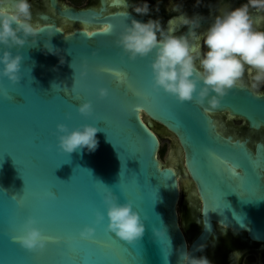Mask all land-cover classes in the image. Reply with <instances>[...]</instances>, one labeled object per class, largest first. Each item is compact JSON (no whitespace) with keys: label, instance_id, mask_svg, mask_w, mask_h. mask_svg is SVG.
Wrapping results in <instances>:
<instances>
[{"label":"water","instance_id":"obj_1","mask_svg":"<svg viewBox=\"0 0 264 264\" xmlns=\"http://www.w3.org/2000/svg\"><path fill=\"white\" fill-rule=\"evenodd\" d=\"M50 2L60 19L87 26L90 34L81 27L67 31L50 13H40L32 16L42 29L35 43L29 37L23 47L10 50L24 59L19 83L0 81L8 93H0V264H180L182 251L206 257L213 221L222 232L246 233L264 245V146L253 150L248 139L225 136L213 117L228 114L260 130L264 95L256 98L237 88L217 109L207 102L203 107L180 103L153 90L154 52L132 61L116 44L132 19L147 22L145 16L63 11L56 0ZM208 24L203 20L198 31ZM104 26L111 32L102 31ZM49 32L55 35L49 38ZM49 40L64 56L63 65L58 56L45 54ZM5 50L0 46V55ZM102 88L109 92L106 98L99 96ZM87 102L93 105L90 116L78 111ZM59 124L100 129L97 150L64 154ZM159 135L177 144L176 159L167 166L158 158ZM188 174L205 201L204 231L191 242L178 215V179ZM106 191L121 204L132 203L144 221L145 234L136 244L107 231ZM97 212L105 215L100 225L94 223ZM29 218L46 237L60 236L61 244L49 241L43 252L24 249L14 238ZM85 227L96 229L91 240L80 237ZM154 230H166L171 244L154 237Z\"/></svg>","mask_w":264,"mask_h":264},{"label":"clouds","instance_id":"obj_2","mask_svg":"<svg viewBox=\"0 0 264 264\" xmlns=\"http://www.w3.org/2000/svg\"><path fill=\"white\" fill-rule=\"evenodd\" d=\"M9 0H0V46L5 50L0 55V81L7 78L12 84L21 81V64L24 59L21 55H13L10 51L14 47H23L29 37L35 43L42 29L33 23L30 0H13L12 6L5 5ZM124 6L121 15L128 17V0H120ZM157 0L154 8L147 0L131 5L132 11L139 16H149L152 11L160 12V3ZM201 0H196L193 7L198 8ZM250 9L264 11V0H247V3L227 13L216 16L205 32H199L204 17H189L184 11L183 2L172 3L168 11L177 13L168 21L164 28L161 19L149 18L147 22L131 20L116 41L125 55L135 61L146 58L153 52L155 58L151 63L152 86L156 92L174 97L178 102H193L204 106L207 102L209 109L221 106L224 97L233 89H248L254 97L260 98L261 85H264V31L257 30ZM187 27V32L176 35V31ZM111 32V27L107 29ZM49 38L55 32H49ZM46 55L59 57L61 65L65 63L60 50L54 48L49 40L45 44ZM250 78L245 83L244 77ZM86 73H81L84 78ZM0 93L8 96L6 89L0 83ZM107 89H100L99 96L106 98ZM207 110V109H206ZM79 113L90 116L93 113L91 102L79 106ZM100 129L84 125L70 130L66 125H57L58 147L64 154L87 150L95 152L99 145L97 133ZM104 205L107 209V231L114 234L119 240L130 245L136 244L145 234V223L140 214L134 210L132 203L119 202V198L112 191H106ZM105 220V215L95 214L96 225ZM37 221L29 218L23 226V234L14 239L30 252H43L49 242V237L36 226ZM96 234L94 227H85L80 232L84 240H91ZM154 237L167 239L166 230H154ZM201 246L198 251H203ZM179 251V250H178ZM242 253L234 251L232 258L240 260ZM167 261V257L165 258ZM180 264H210L206 257L196 258L190 252L182 251L179 254Z\"/></svg>","mask_w":264,"mask_h":264},{"label":"flooded vegetation","instance_id":"obj_3","mask_svg":"<svg viewBox=\"0 0 264 264\" xmlns=\"http://www.w3.org/2000/svg\"><path fill=\"white\" fill-rule=\"evenodd\" d=\"M139 2L140 0H128V12L134 13L132 11L131 5L137 4ZM147 2L152 8H154V6L157 4V0H147ZM162 2L160 3L159 13H167L170 15V18L163 23V27L167 28L168 21L176 16L177 13L171 12L170 10L168 11L169 8L164 7ZM182 2L184 11L186 13H193L192 15L187 14L189 15V17H192L194 15L203 16V20H207L209 22V27L216 16L240 7L241 5L247 3V0H201L200 5L202 6V9H195L193 12L190 11V9L193 8L194 4L187 0H183ZM30 4L32 13H36L35 15L32 14L33 17H38V14L40 13H50L53 18L57 19L58 24L65 30L66 28L70 30L73 27L89 29L87 26L71 22L67 19H60L57 16L58 11L52 7L50 0H30ZM56 7L60 8L63 11L68 9H75L77 11H93L96 13H100L101 10L104 11L103 13H122L125 10L120 0H56ZM250 12L254 20L255 28L257 30L264 31V11L250 9ZM151 13L156 12L152 11ZM149 16L145 17L148 19ZM64 21H66V23ZM62 23H64L65 26H63ZM185 28L186 26H184V28L180 32H178V35L183 33ZM207 28L203 29L201 33L205 32ZM248 79L249 77L246 74L245 83H247L246 81ZM213 117L218 123L219 130L225 136H232L233 138L240 139L242 141L248 139L250 142L248 143V145L252 147L253 150L258 144H262L264 146V128L260 130H252L249 128V125L245 121L230 117L228 114H214ZM236 123L240 124L238 128L242 129V132L244 133L241 136H236L231 132V129H235ZM161 137L162 135H159L160 139ZM179 179L181 189V197L179 203L181 202L182 208L189 211L190 220L194 229V233L191 236L193 240H195L204 231L205 201L196 183L192 180L189 174L187 178H184L181 175ZM178 215L180 220V211H178ZM212 223L214 225V232L210 235V241L204 248V254L210 261V264H264L263 244L251 241L246 233L235 234L229 228H224L225 232H222L223 227L219 223L215 221H213ZM180 227L187 241L189 242V234L181 224ZM234 251H239L240 253H242V257L240 260H235L232 258V253Z\"/></svg>","mask_w":264,"mask_h":264},{"label":"rangeland","instance_id":"obj_4","mask_svg":"<svg viewBox=\"0 0 264 264\" xmlns=\"http://www.w3.org/2000/svg\"><path fill=\"white\" fill-rule=\"evenodd\" d=\"M164 7L169 8L170 7V0H162ZM183 1V0H182ZM190 1L192 4H195V0H187ZM172 3H178L181 2V0H171ZM195 9H202V6L200 5L198 8L193 7L192 9H190V11H194ZM32 14H36V13H32ZM189 15H192L193 13H186ZM203 14H207V13H203ZM221 14V13H218ZM35 17V16H34ZM161 19V23L163 26V23L166 22L167 19L170 18V15L167 13H150V16L148 17V19ZM67 31H69V29L66 28ZM178 35V33L176 34ZM245 80V77H244ZM247 83H250V78L246 81ZM261 93L264 92V85H261L260 88ZM239 123H236L235 129H231V132L233 134H235L236 136H241L242 134H244L242 132V129H239ZM156 131L160 133V128L157 127ZM170 139V140H168ZM161 145H160V149H159V161L161 162L162 166H167L171 161H173L174 159H176V155H175V150L177 149V144L174 142V140H172L171 138H169L166 135H162L161 139ZM178 211H180L181 213V218L179 220L180 224L183 226V228L186 230V232L189 234L190 239L189 242H191L193 240L192 236L193 235V225L191 223L190 220V216H189V211L185 210L184 208H182L181 206V202L178 205Z\"/></svg>","mask_w":264,"mask_h":264},{"label":"snow or ice","instance_id":"obj_5","mask_svg":"<svg viewBox=\"0 0 264 264\" xmlns=\"http://www.w3.org/2000/svg\"><path fill=\"white\" fill-rule=\"evenodd\" d=\"M105 31H107V29H105ZM9 227H14V223L10 224ZM49 241H51L53 245H59L62 242L60 236H49Z\"/></svg>","mask_w":264,"mask_h":264},{"label":"bare ground","instance_id":"obj_6","mask_svg":"<svg viewBox=\"0 0 264 264\" xmlns=\"http://www.w3.org/2000/svg\"><path fill=\"white\" fill-rule=\"evenodd\" d=\"M5 6L10 8V7H11V4L8 2ZM64 22L66 23V21H64ZM62 25L65 26L64 23H62ZM183 28H184V26L180 27V28L176 31V33L180 32ZM105 29H107L105 26L102 27V31H105ZM83 30H85L88 34H90V31H88V29L83 28ZM178 181H179V184H180V179H178Z\"/></svg>","mask_w":264,"mask_h":264}]
</instances>
